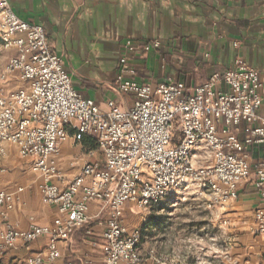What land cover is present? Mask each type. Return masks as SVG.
I'll return each mask as SVG.
<instances>
[{
    "label": "built area",
    "instance_id": "built-area-1",
    "mask_svg": "<svg viewBox=\"0 0 264 264\" xmlns=\"http://www.w3.org/2000/svg\"><path fill=\"white\" fill-rule=\"evenodd\" d=\"M0 38L16 51L0 75V157L12 144L22 158L31 159L32 171L44 181V201L59 214L52 226L32 224L22 231L9 224V214L24 189H0V225L5 227L0 230V264H56L62 258L58 243L69 241L96 217L91 215L94 204L99 213H108L105 264H170L169 256L156 249L143 253L142 231L127 228V209L150 212L189 191L214 199L227 211L226 205L238 200L239 189L253 176L261 200L253 213V230L264 235V160L252 166L247 156L264 145V81L255 68L238 60L235 68L211 75L203 85L189 87L171 79L154 87L139 83L135 69L123 63L114 89L137 101L123 110L109 100L103 111L74 87L63 59L48 44L46 30L20 19L9 0H0ZM163 45L156 39L144 48L154 52ZM135 47L131 40L125 42L127 50ZM14 76L22 85L8 89ZM70 140L95 143L103 161L87 160L59 186L52 179L66 180L54 158ZM200 160L206 164L198 166ZM230 224V219L223 221ZM44 237L50 242L41 253L2 262L7 253L19 246L29 249Z\"/></svg>",
    "mask_w": 264,
    "mask_h": 264
},
{
    "label": "crops",
    "instance_id": "crops-1",
    "mask_svg": "<svg viewBox=\"0 0 264 264\" xmlns=\"http://www.w3.org/2000/svg\"><path fill=\"white\" fill-rule=\"evenodd\" d=\"M9 1L20 19L46 30L48 44L53 54L63 59L74 87L103 111L109 100H114L123 110L134 107L137 101L134 95H122L114 89L123 63L135 69L139 83H152L154 87L171 79L189 87L203 85L211 75L235 68L238 60L259 71L264 81V0ZM156 39L164 45L157 51L146 52L144 46ZM128 40L136 46L134 51L125 48ZM13 81L8 89L22 85L19 76H14ZM261 108L264 112V101ZM84 142H87L88 156L82 158H73L83 151L72 149L76 143L73 140L61 146V153L54 162L66 181L52 179L54 183L64 186L84 162L91 161L90 155L97 153L91 146L93 142ZM15 148L12 144L6 145L7 153L0 157V189L12 192L24 189L15 197L9 224L22 231L32 224L52 226L59 214L56 207L42 197L44 181L32 171L31 159L22 158ZM247 156L252 166L263 161L264 145L252 148ZM95 161L98 160L95 158ZM254 182L253 176L239 189L237 205L231 208L229 215L227 209L222 211L217 206L200 207L203 216L194 226L200 228L203 237L212 238L214 227L221 235H227L229 227L224 226L223 221L230 218L237 237L247 233L255 246V241L264 240V235L253 230V213L261 206ZM130 209L126 213L127 228L141 229L143 253L156 249L159 254L169 256L170 264H191L200 259L191 258L193 254L183 252L179 244L180 237L173 226L177 223L175 216L179 208L144 211V214ZM91 213L96 217L88 225L69 241L58 243L62 258L56 264H105L102 245L108 213H99L95 204ZM216 214L218 217L213 219ZM150 227L156 228L157 234L149 233ZM4 228L0 225V230ZM49 242L50 238L44 237L29 249L19 246L4 255L2 262L26 260L44 251ZM223 259L230 264V258L223 255Z\"/></svg>",
    "mask_w": 264,
    "mask_h": 264
},
{
    "label": "rangeland",
    "instance_id": "rangeland-1",
    "mask_svg": "<svg viewBox=\"0 0 264 264\" xmlns=\"http://www.w3.org/2000/svg\"><path fill=\"white\" fill-rule=\"evenodd\" d=\"M16 53L14 49L6 48L4 43L0 38V75L6 68V63L10 58L15 56ZM14 81L12 80V83ZM87 142L78 143L76 142L72 147L75 151L83 149L80 153L77 152L73 158L88 156L85 148H88L86 145ZM91 145V144H90ZM97 146V145H96ZM16 149V148H15ZM97 151V150H96ZM95 158L102 162L103 157L100 151L92 156L90 162H94ZM85 158L84 160H86ZM206 163L204 160H200L198 166H203ZM229 205V206H228ZM237 205L236 202H229L228 206V215L232 212L231 208ZM211 206H222L219 203L215 202L214 199L203 198L193 195L192 192H180L176 197H173L167 201H164L160 206L150 209V212L161 209H178L176 212L174 228L177 229L175 234L180 237V243L183 252L193 254L192 257H199L200 259L193 260L191 264H226L224 257L230 258V264H264V240L262 238L255 242L250 239V236L246 233L243 237L236 236L234 227L231 224L228 226L227 235H221L218 232L217 228H212L211 237H203L200 228L194 226L196 221L203 216V210L200 207H211ZM130 211H139L135 207H130ZM195 208V209H194ZM237 210V209H236ZM139 214V212H137ZM143 213V212H142ZM146 213V212H145ZM144 214V213H143ZM218 215L212 216L213 219L217 218ZM209 219V218H208ZM230 219V218H229ZM228 219V220H229ZM170 228V227H169ZM149 233L157 234L156 228H148ZM173 229H170L169 232L172 233ZM209 231V230H207ZM208 252V254H206ZM227 254V255H226ZM207 256V260L205 259ZM205 259V260H204Z\"/></svg>",
    "mask_w": 264,
    "mask_h": 264
},
{
    "label": "trees",
    "instance_id": "trees-1",
    "mask_svg": "<svg viewBox=\"0 0 264 264\" xmlns=\"http://www.w3.org/2000/svg\"><path fill=\"white\" fill-rule=\"evenodd\" d=\"M91 146H92V148H94L95 150L100 151L99 148H98V146H96L94 143H92Z\"/></svg>",
    "mask_w": 264,
    "mask_h": 264
}]
</instances>
